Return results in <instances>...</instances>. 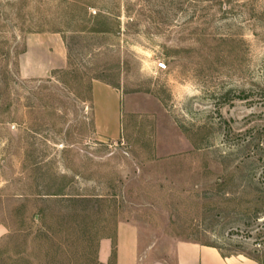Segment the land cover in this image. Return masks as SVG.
Listing matches in <instances>:
<instances>
[{
  "label": "rangeland",
  "instance_id": "obj_1",
  "mask_svg": "<svg viewBox=\"0 0 264 264\" xmlns=\"http://www.w3.org/2000/svg\"><path fill=\"white\" fill-rule=\"evenodd\" d=\"M263 65L264 0H0V264H114L123 224L264 264V106L222 97Z\"/></svg>",
  "mask_w": 264,
  "mask_h": 264
},
{
  "label": "crops",
  "instance_id": "obj_2",
  "mask_svg": "<svg viewBox=\"0 0 264 264\" xmlns=\"http://www.w3.org/2000/svg\"><path fill=\"white\" fill-rule=\"evenodd\" d=\"M97 92H103L108 98L109 103L107 108L110 111L108 119L112 128H115L117 123L116 102L118 96L108 86L99 83L92 85V95L98 116V127H101L103 116L101 115L100 108H98ZM109 250L110 246L107 242H104L100 250V257H102L104 262L107 260L106 254L109 253ZM114 252V264H257L255 261L240 255L222 257L220 252L214 247L189 241H177L170 251L167 252L164 259L147 262L139 257L137 231L130 224L118 226L114 242ZM169 260H172V263Z\"/></svg>",
  "mask_w": 264,
  "mask_h": 264
},
{
  "label": "trees",
  "instance_id": "obj_3",
  "mask_svg": "<svg viewBox=\"0 0 264 264\" xmlns=\"http://www.w3.org/2000/svg\"><path fill=\"white\" fill-rule=\"evenodd\" d=\"M230 94H232V98H230L231 100L245 102L246 105L250 108L253 106H264V65L262 66L260 79L258 81L253 82L247 89L236 91L230 90L226 95H222V97H225L227 95L230 96ZM217 250L219 251V249ZM221 255L222 257L233 256H224L223 254Z\"/></svg>",
  "mask_w": 264,
  "mask_h": 264
},
{
  "label": "built area",
  "instance_id": "obj_4",
  "mask_svg": "<svg viewBox=\"0 0 264 264\" xmlns=\"http://www.w3.org/2000/svg\"><path fill=\"white\" fill-rule=\"evenodd\" d=\"M157 67H158V69H165V68H166V67H165V65H164V64H161V63H160V64H158V66H157Z\"/></svg>",
  "mask_w": 264,
  "mask_h": 264
}]
</instances>
